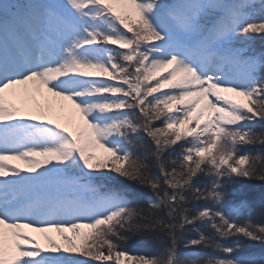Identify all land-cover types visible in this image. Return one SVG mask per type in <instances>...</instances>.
I'll return each instance as SVG.
<instances>
[{"label": "snow or ice", "instance_id": "1", "mask_svg": "<svg viewBox=\"0 0 264 264\" xmlns=\"http://www.w3.org/2000/svg\"><path fill=\"white\" fill-rule=\"evenodd\" d=\"M257 38L264 0H0V264H264Z\"/></svg>", "mask_w": 264, "mask_h": 264}, {"label": "rangeland", "instance_id": "2", "mask_svg": "<svg viewBox=\"0 0 264 264\" xmlns=\"http://www.w3.org/2000/svg\"><path fill=\"white\" fill-rule=\"evenodd\" d=\"M45 96L49 97L50 100L52 101L54 108L58 109L60 104L66 105L67 109L60 113L59 115H57L55 112H50L48 113L52 118L54 119H59V122L64 123V124H69L70 120H71V115H72V106L71 103L69 101H63L60 98H55V97H51V95H49L48 93L45 92ZM38 98V97H37ZM41 100V102L43 103V97L39 98ZM29 103H32L31 101H28ZM70 126V124H69ZM28 231V230H26ZM31 235H35L37 240L41 243V244H45L46 240L44 239L45 235L44 233H33L32 231H28ZM47 235H52L54 238L59 240V236L58 234H56L55 232L52 233H48ZM69 235H71V233H69ZM62 242V241H61Z\"/></svg>", "mask_w": 264, "mask_h": 264}, {"label": "trees", "instance_id": "3", "mask_svg": "<svg viewBox=\"0 0 264 264\" xmlns=\"http://www.w3.org/2000/svg\"><path fill=\"white\" fill-rule=\"evenodd\" d=\"M250 191L257 197H259V194H260V189L259 187L255 188V189H250ZM129 247L133 248V249H136V248H139L141 247V243L138 239H133V241L129 244Z\"/></svg>", "mask_w": 264, "mask_h": 264}, {"label": "bare ground", "instance_id": "4", "mask_svg": "<svg viewBox=\"0 0 264 264\" xmlns=\"http://www.w3.org/2000/svg\"><path fill=\"white\" fill-rule=\"evenodd\" d=\"M40 98V96H38V98L37 99H39ZM31 104V103H30Z\"/></svg>", "mask_w": 264, "mask_h": 264}]
</instances>
